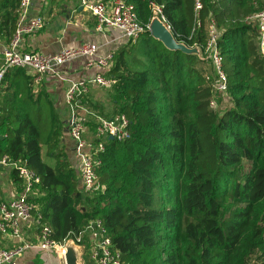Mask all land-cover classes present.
Masks as SVG:
<instances>
[{"label":"trees","instance_id":"obj_1","mask_svg":"<svg viewBox=\"0 0 264 264\" xmlns=\"http://www.w3.org/2000/svg\"><path fill=\"white\" fill-rule=\"evenodd\" d=\"M125 1L143 25L154 17L151 3L162 6L186 49H171L145 32L113 52L107 76L115 82L105 89L109 117L126 114L131 136L104 141L96 168L103 191H84L80 164L77 170L67 156L64 125L41 83L36 93L32 75L21 68L4 76L0 150L40 177L29 197L34 216L42 214L56 241L101 219L123 264H264V55L248 21L264 0H204L200 28L195 0ZM19 3H0V30L8 41ZM211 18L221 30L229 85L224 110L208 78L215 75L205 53ZM87 108L108 116L95 104ZM86 124L94 136V116ZM12 178L23 190L16 169Z\"/></svg>","mask_w":264,"mask_h":264},{"label":"built area","instance_id":"obj_2","mask_svg":"<svg viewBox=\"0 0 264 264\" xmlns=\"http://www.w3.org/2000/svg\"><path fill=\"white\" fill-rule=\"evenodd\" d=\"M213 1V0H212ZM78 6L90 11L96 18L97 30L103 32L106 28L119 30L128 40H136L145 32H150L151 25L158 21L172 33V26L162 13V6L151 3L154 17L147 25L139 22L135 6L125 0H77ZM33 0H20L18 8V24L9 44L2 50V63L0 65V90L5 74L14 68L26 69L33 77L35 85L42 82L46 74L61 77L58 68L75 59H86V65L97 70L95 77L90 81L69 80L66 91V102L70 109L68 120L69 134L75 144V153L80 161V179L85 192L103 191L104 186L99 181L96 171L99 161L97 156L105 150L104 141L113 137V140L124 141L130 138V118L126 114H115L105 117L90 112L84 107L81 99L90 90L89 84L108 89L114 84V79L107 76L115 63L113 52L99 54V46L94 42H86L80 47H63L58 53H42L39 51H23L20 45L25 34L38 31L44 25L42 16H30ZM204 9V0H195V24L201 27V12ZM248 21L255 25L258 31V42L261 53L264 55V9L248 17ZM221 37L215 19L209 21V39L206 44V58L214 69L212 79L213 93L228 98V79L223 69V56L218 42ZM200 54L199 48L193 49ZM211 107H218L214 98ZM84 112V115L82 112ZM93 114L97 126L93 138H88L86 119ZM0 166L16 169L23 180V190L9 200L0 203V234L15 242L13 247L0 248V264H18L19 258L30 249L57 252L65 259L66 246L74 244L84 254L87 247L86 237L90 243L88 251L91 261L95 264H123L121 250L118 249L108 234L107 228L101 219L92 220L79 235L71 236L62 241L52 237V228L44 223L42 214L34 216L35 206L29 202L35 185L40 182V177L21 161H13L8 154L0 150ZM31 221L37 225L38 232L34 240L26 237V227Z\"/></svg>","mask_w":264,"mask_h":264},{"label":"crops","instance_id":"obj_3","mask_svg":"<svg viewBox=\"0 0 264 264\" xmlns=\"http://www.w3.org/2000/svg\"><path fill=\"white\" fill-rule=\"evenodd\" d=\"M17 2L18 0H0L2 6L17 5ZM6 10L2 7L3 12ZM30 16H42L44 25L38 31L24 35L20 45V50L23 51L53 54L58 53L63 47H80L86 42H94L99 46V54L104 55L115 52L128 43V39L115 28H106L103 32H99L96 18L90 11L80 8L77 0H33ZM7 37L6 31L0 30V65L2 50L10 41ZM25 71L27 75L31 76L26 69ZM58 71L61 77L52 73L44 75L41 88L53 103L55 111L64 125L65 151L72 165L78 170L80 161L76 156L75 144L68 129L70 109L66 102V91L70 83L69 80L90 82L95 77L97 70L88 67L86 59L80 58L60 66ZM38 86L34 84L36 93ZM89 86L88 94L81 99L83 106L87 108L89 103L95 104L103 109L104 113L108 115L106 117L112 115L113 108L109 91L91 83ZM81 112L84 115V112ZM87 137L94 139L90 131H88ZM43 154H46V148H44ZM0 191L4 195V201L22 191L20 185L15 183L12 178V170L3 166H0ZM34 226L35 222L31 221L26 227V237L29 240L35 239L37 232ZM14 244L13 240L0 234V248L12 247ZM18 264H66V261L57 252L30 249L19 258ZM84 264H88V262L86 261Z\"/></svg>","mask_w":264,"mask_h":264},{"label":"water","instance_id":"obj_4","mask_svg":"<svg viewBox=\"0 0 264 264\" xmlns=\"http://www.w3.org/2000/svg\"><path fill=\"white\" fill-rule=\"evenodd\" d=\"M150 34L153 37L161 40L167 47L171 49H186L182 44L178 43L175 40L173 34L168 32L158 21H154L152 23L150 28ZM110 139H113V137H110ZM65 261L66 264H81L80 251L72 243L66 246Z\"/></svg>","mask_w":264,"mask_h":264},{"label":"rangeland","instance_id":"obj_5","mask_svg":"<svg viewBox=\"0 0 264 264\" xmlns=\"http://www.w3.org/2000/svg\"><path fill=\"white\" fill-rule=\"evenodd\" d=\"M218 98H219V107H220V110H224L228 105L227 104H229L228 103V100L227 99H224V97H222V96H218ZM218 100V99H217ZM90 112H93V111H91L90 109H88ZM92 116H93V114H91ZM91 115H89V116H91ZM95 118V117H94ZM91 131V130H90ZM92 132V131H91ZM12 170V169H11ZM81 256H80V263L81 264H84L86 261H85V257H84V254L82 253V254H80ZM88 264H95L93 261H91V259L89 260V263Z\"/></svg>","mask_w":264,"mask_h":264}]
</instances>
